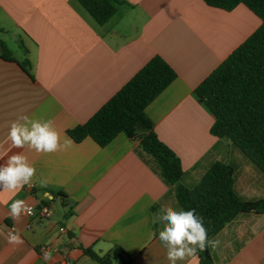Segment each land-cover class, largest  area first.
<instances>
[{"label":"crops","instance_id":"obj_1","mask_svg":"<svg viewBox=\"0 0 264 264\" xmlns=\"http://www.w3.org/2000/svg\"><path fill=\"white\" fill-rule=\"evenodd\" d=\"M119 1L116 13L99 25L77 0H0V40L17 62L29 63L26 73L0 51V157L21 152L36 168L31 187L0 191V264H57L63 257L96 264L82 249L105 254L114 246L131 264H168L158 238L162 225L153 218L163 208L181 209L151 157L123 133L105 147L67 135L154 56L176 78L145 113L158 140L179 159L182 183L194 186L219 161L234 168L240 197L264 199V174L230 141L210 134L213 116L193 94L260 19L244 5L225 11L202 0ZM21 114L52 120L61 142L70 138L72 147L51 154L13 147L8 126ZM58 191L69 206L53 196ZM17 199L35 210L19 223L9 216ZM55 203L61 210H54ZM41 206L50 209L48 218L38 215ZM11 226L23 243H8ZM217 238L219 247H208L213 264H264V213L237 215ZM42 245L49 246L52 260L39 254ZM189 260L198 264L196 256Z\"/></svg>","mask_w":264,"mask_h":264},{"label":"trees","instance_id":"obj_2","mask_svg":"<svg viewBox=\"0 0 264 264\" xmlns=\"http://www.w3.org/2000/svg\"><path fill=\"white\" fill-rule=\"evenodd\" d=\"M99 25L117 11L119 0H77ZM207 6L230 11L244 5L261 21L260 26L235 48L193 91L196 99L213 116L210 134L231 142L264 174V0H202ZM1 56L15 61L0 40ZM28 73L27 60L17 62ZM176 78V73L159 56L151 58L85 123L67 131L74 142L90 138L107 146L118 134L138 143L156 164L162 180L174 188L181 210H195L211 240L241 213H264V199L245 200L234 190V168L214 162L192 187L182 183L184 171L177 156L153 131L145 108ZM34 193V190H33ZM67 207L61 191L52 193ZM96 264H131L119 246L99 254L83 248ZM198 264H213L209 249L197 250Z\"/></svg>","mask_w":264,"mask_h":264},{"label":"clouds","instance_id":"obj_3","mask_svg":"<svg viewBox=\"0 0 264 264\" xmlns=\"http://www.w3.org/2000/svg\"><path fill=\"white\" fill-rule=\"evenodd\" d=\"M7 139L18 149L28 148L37 153L51 154L66 151L72 147L73 141L65 138L61 142L60 133L54 127L52 120L32 119L26 114L19 115L8 126ZM3 159V157H0ZM36 168L29 163L21 152L7 155L0 163V191H19L25 185L31 187ZM40 185L47 187L48 180L41 179ZM32 214V208L24 200H14L9 205V216L19 223L25 215ZM154 224L162 225L158 233L161 246L166 250L168 264L188 261L195 257L197 250L203 251L208 247L216 249L220 240L209 239L208 230L202 218L195 210H176L173 207L161 209L154 214ZM9 244L23 243L19 232L13 228L7 234ZM46 260H52L51 251L43 253Z\"/></svg>","mask_w":264,"mask_h":264},{"label":"built area","instance_id":"obj_4","mask_svg":"<svg viewBox=\"0 0 264 264\" xmlns=\"http://www.w3.org/2000/svg\"><path fill=\"white\" fill-rule=\"evenodd\" d=\"M29 207L32 208V214H30V215H26V216H28V217H32V216H34V214H35V210H34V208H33L32 206H29ZM50 214H51L50 209H49L47 206H41V207L38 209V215H39L41 218H48V217L50 216ZM13 228H14V227L11 226V227L9 228V231L12 230ZM38 251H39V254H40L42 257H44L43 253L49 251V246H47V245H42V246L39 247ZM57 264H71V262H70L67 258L63 257V258H62Z\"/></svg>","mask_w":264,"mask_h":264},{"label":"rangeland","instance_id":"obj_5","mask_svg":"<svg viewBox=\"0 0 264 264\" xmlns=\"http://www.w3.org/2000/svg\"><path fill=\"white\" fill-rule=\"evenodd\" d=\"M14 49V48H13ZM16 51V50H15ZM54 210H61V207L58 203L54 204Z\"/></svg>","mask_w":264,"mask_h":264}]
</instances>
